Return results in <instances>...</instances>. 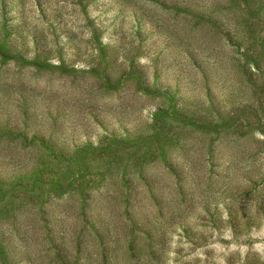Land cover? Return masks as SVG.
I'll use <instances>...</instances> for the list:
<instances>
[{"label": "rangeland", "instance_id": "1", "mask_svg": "<svg viewBox=\"0 0 264 264\" xmlns=\"http://www.w3.org/2000/svg\"><path fill=\"white\" fill-rule=\"evenodd\" d=\"M0 264H264V0H0Z\"/></svg>", "mask_w": 264, "mask_h": 264}]
</instances>
